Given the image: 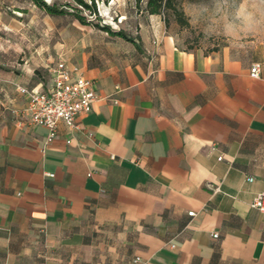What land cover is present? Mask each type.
<instances>
[{"label":"crops","instance_id":"0c3cea01","mask_svg":"<svg viewBox=\"0 0 264 264\" xmlns=\"http://www.w3.org/2000/svg\"><path fill=\"white\" fill-rule=\"evenodd\" d=\"M111 2L115 26L57 62L0 59V264H264L263 41L187 49L163 14ZM59 62L99 100L48 143L19 87L47 91Z\"/></svg>","mask_w":264,"mask_h":264},{"label":"rangeland","instance_id":"374dc122","mask_svg":"<svg viewBox=\"0 0 264 264\" xmlns=\"http://www.w3.org/2000/svg\"><path fill=\"white\" fill-rule=\"evenodd\" d=\"M45 1L68 14L51 15L33 0H0V59L15 64L27 59L35 64L57 62L58 51L78 44L93 25L115 26L119 20V7L111 0L95 1L97 16L75 0ZM146 1L140 3L145 5ZM72 7L90 24L82 25L72 15ZM162 14L179 45L187 49L214 50L234 43L250 50L253 41L261 39L264 43V0H172V6ZM179 16L184 24L179 23ZM39 71L38 78L47 80V69L40 67Z\"/></svg>","mask_w":264,"mask_h":264},{"label":"built area","instance_id":"2783aa9c","mask_svg":"<svg viewBox=\"0 0 264 264\" xmlns=\"http://www.w3.org/2000/svg\"><path fill=\"white\" fill-rule=\"evenodd\" d=\"M260 73L261 65L255 63L251 76L259 78ZM51 79L52 83L47 91L19 87L20 92L29 97L26 112L31 124L48 130V143L57 136L60 122H64L72 130L82 131L78 117L89 114L99 100L94 81L83 76L78 68L68 67L65 62H59L51 69ZM219 159L222 160V157ZM253 180L249 178V181ZM251 206L264 212V192L256 194ZM190 215H195V212H190ZM213 237L217 238L218 234Z\"/></svg>","mask_w":264,"mask_h":264},{"label":"trees","instance_id":"16d2710c","mask_svg":"<svg viewBox=\"0 0 264 264\" xmlns=\"http://www.w3.org/2000/svg\"><path fill=\"white\" fill-rule=\"evenodd\" d=\"M36 5L39 7L45 9L49 14L51 15H60V14H68L66 10H63V8L58 7L56 4H48L45 0H33ZM77 4L89 10L91 14L97 16V10H96V5L95 1L96 0H90L91 2H88L86 0H75ZM138 4L140 3V0H137ZM172 6V0H147L146 1V10L148 11L149 14H162L163 10L165 8H170ZM73 11V16L82 24V25H89L90 22L80 14L81 11L78 9L72 7ZM178 21L181 24H184L183 19L181 16L178 17ZM103 29L111 31L110 27L108 26H103ZM117 35L121 37H125V35L119 31L117 32ZM40 71H36L37 77L39 76ZM38 80V78H37Z\"/></svg>","mask_w":264,"mask_h":264}]
</instances>
